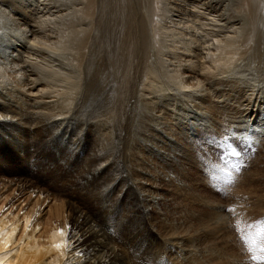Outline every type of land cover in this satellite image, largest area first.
<instances>
[{
	"label": "rangeland",
	"instance_id": "obj_1",
	"mask_svg": "<svg viewBox=\"0 0 264 264\" xmlns=\"http://www.w3.org/2000/svg\"><path fill=\"white\" fill-rule=\"evenodd\" d=\"M24 1L0 0V6L3 11H11L22 25L24 22L34 23L37 16H42L45 12H41L43 9L37 10V5L43 0H32L38 1L37 4L30 0L31 2L27 1L29 4L20 5ZM13 2L15 5L9 7ZM29 5L32 7L29 8ZM155 11V18L161 20L157 14L164 11L163 4L161 3L159 10L155 9ZM0 24L4 27V30H0V36H9L11 26L8 16L3 18ZM231 25H228V28ZM18 30L21 31L20 26ZM14 32L13 34H16L18 31ZM166 37V34L162 35L161 41L163 42L165 40L163 38ZM168 38L166 39L172 45V36ZM214 44L218 45L217 42ZM178 46L180 47V44ZM243 47L245 48L239 51L244 52L242 56L234 57L233 61L231 60L232 63L229 60L217 63L219 65L222 63L220 66L225 67L222 69L225 74H219L220 76L213 82L217 88L214 91L215 96L216 91L227 87L224 85L225 82V84L233 82L238 74L243 73L244 69L240 67H251V64H254L252 67H264L263 63L258 62L259 60L254 61L251 58L252 54L249 55L251 51L248 45ZM104 49H100L99 53L93 55L92 66L87 68L88 71H84V81L80 79V84L75 89L76 99L73 112L68 116L69 121L59 125L61 118L54 117L52 120L40 115L39 110L35 109L38 116H33L30 120L25 117L22 120L18 118L19 121L15 120L13 124L0 128V140H3V143L5 140L13 143V140L19 144L15 146L14 143L9 149H5L0 159V180L5 186H10L7 188L11 189L10 197L16 196L17 193L19 196V189H16L18 183L31 181L37 188L51 191L53 196L49 193L50 199L55 197L58 202L52 204V199L47 201L43 198L37 202L39 199L33 195L32 199L35 201L27 205L30 209L35 204L41 203L45 206L50 204L49 206L56 210L57 207H61L60 200H64L65 209H68V198L73 199L94 222L96 229H101L109 244L123 253L122 264H264V168L261 171L257 166L263 164L262 157L257 153L263 148H258L259 150L255 152L253 148L239 141H231L228 137L229 131L240 134L247 125V121L250 122L252 119L243 112L245 107L238 111L221 109L217 113L218 125L220 124L221 129L215 138L208 135L203 143L196 142L197 139H194V142H187L182 138L184 131L180 128L169 132V139L164 133L166 131L161 130V133L164 131L161 134L163 139L169 144L158 145V136H154L153 132L160 126L152 118L154 111H152L151 102L156 106L155 110L164 108L166 113L164 122L168 118V121L178 123L179 115L183 114L181 117L183 123H180L188 128L198 120V117L202 120L200 114H197L199 107L197 104L193 108L189 106L192 100L180 87V78L175 72L166 73L163 68L166 65L159 67L162 71L159 70L161 72L157 74L158 77L150 73L147 67H138V77L136 75L134 80L125 87L122 76L133 73L136 67H132L130 71L129 67L123 65L125 54L117 58L114 53H105L106 50L103 52ZM67 52L64 51L63 54L68 55ZM165 54L166 52L162 51L159 56L168 59ZM149 57L150 54L147 52L141 53V58L147 60ZM153 62L158 63L156 59ZM173 63L176 62L173 61ZM219 65L215 66L214 63V67ZM173 67L170 66V69ZM255 71H253L255 72L253 78L251 74L250 79L241 80L238 86L247 88V91L251 89L264 91V72L262 74L258 70ZM86 73L87 76H85ZM235 74L237 76H232ZM73 76L75 78L71 81L75 79L77 81V76ZM195 79H198L197 76ZM118 89V97L112 99ZM228 95L232 99L231 102L236 104L243 98V94L237 91H232ZM117 99L124 103L128 112L121 111V115L112 113L116 111ZM145 103H149L152 107L147 108ZM245 104L247 105L248 102ZM168 112L172 117L167 114ZM261 115H258V122L251 120L252 126L259 130L254 135L255 140L264 138V119H259ZM99 143L103 151L99 150ZM77 145L79 147L74 152L75 155L77 154L74 160V157L70 156V151L71 147L76 149ZM97 154H100L99 158ZM142 155H149L148 158L151 157L152 161L145 167V170L149 169V175L146 177L140 174L144 168L142 161L139 160ZM153 158L158 161L155 162ZM183 161L188 172L182 175V183L180 174L185 169ZM165 163L177 168L172 170L174 171L172 175H177L176 178L171 180L161 178L166 167L162 166ZM10 179L15 180L9 184L7 180ZM111 183L114 185L112 186ZM26 186L29 187V185ZM7 193L9 194V191ZM26 197L29 195L25 194L22 198L24 201L20 200L21 207L27 204ZM109 199L112 201H108ZM155 204H158V207ZM98 209L103 211L100 212ZM22 211L20 210V213ZM159 213L162 214L159 215ZM56 219L53 218L52 221ZM45 226L43 225L47 230L43 228L41 232L45 231L44 234L47 235L51 225ZM63 226L69 228V224ZM94 243V240L90 241L91 249L100 251L99 254L104 256V250ZM229 244L230 246L235 244L240 256L234 257L230 253L226 255L224 250ZM42 260L37 264H42L44 261ZM113 263L121 264L119 260L114 261V259Z\"/></svg>",
	"mask_w": 264,
	"mask_h": 264
},
{
	"label": "bare ground",
	"instance_id": "obj_2",
	"mask_svg": "<svg viewBox=\"0 0 264 264\" xmlns=\"http://www.w3.org/2000/svg\"><path fill=\"white\" fill-rule=\"evenodd\" d=\"M27 1L31 2L32 0H25L20 5H24L23 3L29 4ZM47 1H40L41 3L37 5V10L43 9L41 12L45 11L43 15L37 16V20L33 21L34 23L24 22V25L18 22V19L11 11H3L1 9L2 6H0V23L3 18L8 16L9 25L11 26L9 36H0V128L11 124L15 120L19 121L18 118L22 120L25 117L30 120V118L39 114L52 120L54 117L61 118L62 121L58 122L59 125L62 122L69 121L68 116L73 112L76 99L75 89L78 88L80 79L84 81V71H88L87 68L92 66L91 58L99 53L102 48H105L103 52L106 50L107 52L105 53H114L117 58H121L125 54L123 65L124 67H129L130 71H132V67H136L133 73L122 76L123 81H125L123 83L125 87L129 85L130 81L134 80L136 75L138 77V67H147L150 73L157 75L162 71L159 67L166 65V67H163L166 73L175 72L177 77L180 78V87L192 100L189 106L193 108L197 104L199 107L197 114H200L202 120L198 117V120L188 128L183 127L180 123L182 122L181 117L183 114L179 115L180 122L178 123L174 124L172 121H168V118L164 122L166 117L164 108L160 107L155 110L156 106H154L153 102H151L153 107L149 103H145L147 108L152 107V111H154L152 112V118L160 126L158 130L154 129L155 132H153L155 133L154 136H158V145L169 144L161 135L164 131H166L164 133L169 139V132L179 130V128L184 131L182 132V138L186 139L187 142H194V139H197L196 142L203 143V140L206 141L205 138L208 135L215 138L219 133V129H221L220 124L218 125L217 115L221 109L238 111L245 107L243 112H246L247 116H250L254 122H258V115L260 114L262 115L259 119H264L262 117L264 116V91L259 89L247 91V88L238 86L241 80L250 79L251 74L253 78V74L255 76V72H257L255 70H258L259 73L264 72V67H252L254 64H251V67H240L244 69L243 73L238 74V76L237 74L232 75L237 77L233 79V82L227 84L225 82L224 85L227 87H222L221 91H216V96L214 91L217 88L213 84L220 76L219 74H225L224 70H222L225 67L222 68L220 66L222 63L220 65L217 63L219 61L228 62V60L232 63L234 57L242 56L244 52L241 53L239 51L245 48L243 47L244 45L249 46L248 48L251 51L249 55L252 54L251 58L254 61L257 59L259 63L264 64V0ZM33 3L37 4L38 1ZM161 3L164 11L157 14V17L161 18V20H158L155 18V9L159 10ZM14 5L15 2L11 3L9 7ZM28 7L31 8L32 5ZM179 19L181 20L179 21ZM230 24L232 25L228 28ZM19 26L21 31L18 30ZM0 30H4L2 24H0ZM14 31L18 32L13 34ZM164 34H166V38L172 36V45L169 44V38H163L165 40L161 41L162 38L160 39V37L164 36ZM174 37L178 38L179 41ZM175 40L178 41L177 44ZM213 40L218 45H215ZM179 44L180 47L178 46ZM64 51H68L67 53L69 54H63ZM162 51L166 52L165 56L168 59L164 56H159ZM142 52H147L150 57L147 60L141 58ZM155 59L158 62L157 64L153 62ZM117 60L120 61V59ZM173 61L176 63L172 64ZM254 61L252 60L253 63H255ZM213 62L215 66L219 65V67H214ZM224 64L226 65L227 63ZM170 66L174 67L170 69ZM221 70L222 72H220ZM73 75L77 76L78 82L76 79L71 81L72 78H75ZM85 76H87V73ZM196 76L198 79H195ZM260 77L259 79L261 80ZM257 87L259 86L257 85ZM232 91L243 94L245 99L242 98L237 104L231 102L232 99L228 94ZM174 93L176 94V92ZM114 94L113 96L115 97H112V99L118 97L119 89ZM247 102L248 104L246 105L245 103ZM35 109L39 110V114ZM115 110L112 112L115 115H121V111L128 112L124 103L119 102L118 99L115 101ZM127 112L126 114L128 115ZM167 114L172 117L169 112ZM207 118L209 119L207 120ZM251 120L250 122L247 121V125L241 130L240 134L229 131L228 137L231 141H239L253 148L255 152L259 150L258 148H263L257 152L262 157L263 164L261 166L257 165L258 169L262 171L264 168V138L254 139V135L259 130L252 126ZM161 130L164 131L161 133ZM178 133L180 134V132ZM260 141L261 143H259ZM3 142V140H0V144H3L0 146V159L3 156L2 152L5 149H9L16 141L12 140L13 143H10V140H5V143ZM16 145L19 146L18 142L15 143ZM99 145V150L103 151L101 143ZM78 147L79 145L76 146V149L71 147L70 156H73L74 160L77 157L74 152ZM100 154H97L98 158ZM148 157L149 155L139 157V160L144 165L140 174L145 177L149 175V169L145 170V167L152 162L151 157ZM154 157L158 158V156ZM153 160L155 162L158 161L156 158H153ZM113 162L115 161L113 160ZM163 165L162 167H166L164 172H162L163 176L161 178H169L171 180L177 177V175H172L174 173L172 170L177 169L175 166L169 165V163ZM183 167L185 169L180 174L182 183V175L188 172L184 161ZM115 179L118 180L119 178ZM13 180L15 179L7 180L9 181L7 183L11 184ZM20 183L16 187V189H19V196L17 193L16 196L10 197L11 189H7L10 186H5L0 180V264H37L42 259L44 260H42V264H114L113 259L114 261L119 260L122 264L121 259L124 261L123 253L117 247H113L114 245L109 244L104 236L105 234L103 235L100 228L96 229L94 222L73 199L68 198V209H65L64 200H60L62 201V204L60 203L61 207H57L56 210H53L52 206H49L50 204L45 206V204L41 205V203L35 204L37 207L34 206L35 208L31 207L30 209L27 205L32 204L33 195L39 199L37 200L38 202L41 201V198L48 201L50 194L53 196V193L47 189L37 188L31 181ZM185 183L186 181L184 180V185ZM26 185H29V187ZM111 185L113 186L114 183H111ZM12 189L14 191V188ZM16 189L15 191H17ZM8 191L9 194L7 193ZM25 194L29 195V197H26L28 199L27 204L21 207L22 201L20 200ZM51 199L53 201L52 204L58 202L55 197ZM108 201L111 202L112 200L109 199ZM155 205L158 207V204ZM107 206L109 207L108 204ZM110 207H114V205H110ZM20 210L23 211L20 213ZM98 210L100 212L103 211L101 209ZM22 213L23 215H21ZM161 214L159 213V215ZM53 218L57 219L53 220V222ZM47 224L51 225V227L49 226L51 230L45 235V231H41L44 228L43 225L47 226ZM64 224H69V228L66 226L65 228ZM85 229L86 231H84ZM226 233L229 234L228 231ZM226 233L225 236L227 235ZM224 239L222 235V240ZM92 240L104 250V256L99 254L100 251L91 249L90 245L92 243L90 244V241ZM230 245L228 247L225 246L226 250L224 252L226 255L230 253L234 257L240 256L237 253L235 244ZM94 258L96 259L93 260Z\"/></svg>",
	"mask_w": 264,
	"mask_h": 264
}]
</instances>
